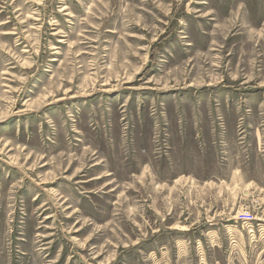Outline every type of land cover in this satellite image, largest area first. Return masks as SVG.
<instances>
[{
    "label": "rangeland",
    "instance_id": "obj_1",
    "mask_svg": "<svg viewBox=\"0 0 264 264\" xmlns=\"http://www.w3.org/2000/svg\"><path fill=\"white\" fill-rule=\"evenodd\" d=\"M0 264H264V0H0Z\"/></svg>",
    "mask_w": 264,
    "mask_h": 264
}]
</instances>
